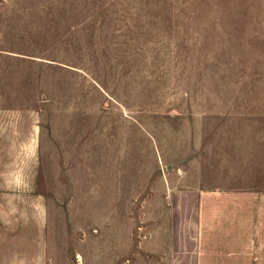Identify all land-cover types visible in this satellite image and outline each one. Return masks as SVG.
Returning <instances> with one entry per match:
<instances>
[{"label":"rangeland","instance_id":"1","mask_svg":"<svg viewBox=\"0 0 264 264\" xmlns=\"http://www.w3.org/2000/svg\"><path fill=\"white\" fill-rule=\"evenodd\" d=\"M258 178L264 0H0V264H198Z\"/></svg>","mask_w":264,"mask_h":264},{"label":"crops","instance_id":"2","mask_svg":"<svg viewBox=\"0 0 264 264\" xmlns=\"http://www.w3.org/2000/svg\"><path fill=\"white\" fill-rule=\"evenodd\" d=\"M198 191V264H264V179Z\"/></svg>","mask_w":264,"mask_h":264}]
</instances>
